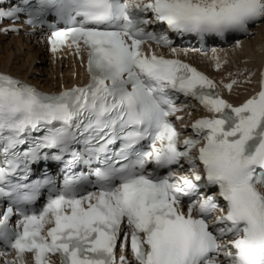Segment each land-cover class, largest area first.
I'll return each instance as SVG.
<instances>
[{"label":"snow or ice","instance_id":"6c2138e0","mask_svg":"<svg viewBox=\"0 0 264 264\" xmlns=\"http://www.w3.org/2000/svg\"><path fill=\"white\" fill-rule=\"evenodd\" d=\"M4 19L86 53L88 80L45 92L0 71L2 264H264V68L229 102L256 69L217 84L167 35L251 34L264 0H0ZM180 96L210 113L189 134Z\"/></svg>","mask_w":264,"mask_h":264},{"label":"bare ground","instance_id":"6f19581e","mask_svg":"<svg viewBox=\"0 0 264 264\" xmlns=\"http://www.w3.org/2000/svg\"><path fill=\"white\" fill-rule=\"evenodd\" d=\"M20 26L24 27L23 24ZM251 34L229 48L213 49L204 55L178 50L176 57L192 62L217 84L221 80L227 82L230 79L227 73L239 67L246 65L256 69L251 83L234 88L232 92L226 89L222 92L229 102L240 103L258 90L260 70L264 68V21L252 26ZM166 52L171 55L169 51ZM216 57L223 62L219 69L214 67ZM0 71L8 72L46 92H57L87 79L79 61L71 59L66 52H61V57L54 59L39 39L25 30L18 34L0 32ZM204 112L203 107L199 106L193 115L199 116Z\"/></svg>","mask_w":264,"mask_h":264}]
</instances>
